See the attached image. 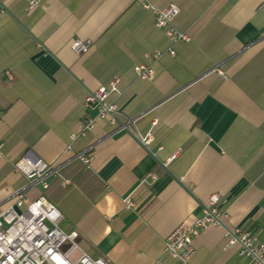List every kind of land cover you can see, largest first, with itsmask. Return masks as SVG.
Returning a JSON list of instances; mask_svg holds the SVG:
<instances>
[{"label": "crops", "instance_id": "0c3cea01", "mask_svg": "<svg viewBox=\"0 0 264 264\" xmlns=\"http://www.w3.org/2000/svg\"><path fill=\"white\" fill-rule=\"evenodd\" d=\"M150 1L175 4L174 25L190 41L141 80L134 66L169 42L136 0H43L31 11L26 0H0V204L20 190L44 197L61 228L111 264H248L224 248L219 227L195 232L186 263L165 255L163 242L216 194L229 224L264 245V0ZM74 39L91 48L75 54ZM114 78L118 125L96 119L81 134L97 114L86 96ZM148 132L150 151L136 136ZM88 149L85 164L76 156ZM21 158L60 170L47 189L28 186L13 170Z\"/></svg>", "mask_w": 264, "mask_h": 264}, {"label": "built area", "instance_id": "2783aa9c", "mask_svg": "<svg viewBox=\"0 0 264 264\" xmlns=\"http://www.w3.org/2000/svg\"><path fill=\"white\" fill-rule=\"evenodd\" d=\"M43 0H26L29 11L38 7ZM149 10L154 17L155 26L164 31L169 45L165 50H155L145 54L146 64L134 66L136 77L150 80L154 77L153 65L165 54L175 55L174 45L179 42H189L186 32L178 30L174 20L179 14L175 4H169L163 9L157 8L150 0H136ZM89 40L74 39L70 49L77 55L86 54L91 48ZM4 76L11 80L9 72ZM119 79H112L107 86H102L89 93L85 98V107L96 108L95 118L86 117L80 125V133L84 134L95 126L96 119L104 120L117 126L118 116L121 114L118 99L122 91L118 88ZM155 123V122H154ZM131 122L120 126L119 129H130ZM141 146L150 151L151 134H137ZM75 136H71V140ZM0 141V157L2 156ZM161 147H158L160 150ZM70 151V147H67ZM91 150L76 156L85 164L91 160ZM180 150L176 151L164 162L166 166L174 160ZM13 170L23 175L28 186L40 185L48 188L46 180L56 176L59 167L44 162H34L21 158L14 162ZM155 179L154 175H150ZM226 201L213 194L201 205L202 215L192 224L181 223L166 236L163 242V253L181 263H186L193 256V235L197 230L207 227H219L224 232L225 249L236 247L239 257L248 260V264H264V245L257 243L241 228L229 224V213L225 209ZM125 207H132V203L125 202ZM63 216L59 210L44 197L28 200L24 190L16 192L10 201L0 204V264H111L102 257H91L77 242L76 231L66 232L61 228Z\"/></svg>", "mask_w": 264, "mask_h": 264}]
</instances>
